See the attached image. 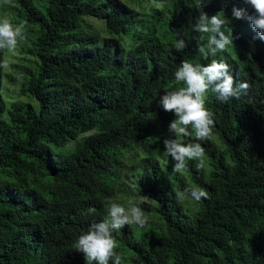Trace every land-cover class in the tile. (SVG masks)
<instances>
[{
	"label": "trees",
	"instance_id": "1",
	"mask_svg": "<svg viewBox=\"0 0 264 264\" xmlns=\"http://www.w3.org/2000/svg\"><path fill=\"white\" fill-rule=\"evenodd\" d=\"M134 1L14 0L33 65L18 88L28 100L5 103L0 93V264H85L75 241L107 216L122 155L137 150L146 156L135 194L161 224L113 233L130 264H264V41L232 16L242 0H206L202 9L196 0ZM199 11L230 21L234 47L215 58L249 90L227 103L206 94L216 140L201 142L207 167L187 161L186 181L152 151L171 117L159 98L176 87L175 69L185 59L208 63L198 52L207 35L193 29ZM89 16L107 36L86 27ZM189 185L209 198L178 202L175 190Z\"/></svg>",
	"mask_w": 264,
	"mask_h": 264
},
{
	"label": "clouds",
	"instance_id": "2",
	"mask_svg": "<svg viewBox=\"0 0 264 264\" xmlns=\"http://www.w3.org/2000/svg\"><path fill=\"white\" fill-rule=\"evenodd\" d=\"M7 4L10 0H4ZM245 7L232 8L235 19H246L256 31L257 38L264 41V0H242ZM206 0H196L198 8H203ZM251 9V11L249 10ZM230 21L220 12L209 16L199 11L193 29L206 34V42L198 45V52L206 64L181 60L174 71L176 87L166 90L159 98L164 111L173 113L174 118L167 125L170 134L163 139L164 151L174 162L172 171L182 173L187 161H197L196 168L205 166L203 141L210 139L215 127V114L206 107V94L211 91L217 101L227 103L230 99H240L249 90L246 79L234 80L228 63L215 57L233 46ZM28 39L26 22L14 24L9 18L0 17V50L15 53L18 45ZM186 47L183 38L174 43L176 51ZM10 67L8 59L0 61V68ZM240 71H243L241 69ZM239 75V73H237ZM178 202L188 200L200 202L208 199L209 194L199 186L189 185L183 190H175ZM143 199H128L127 207L109 198L106 201L107 216L98 222H92L86 231L76 239L74 249L81 252L85 264H121L123 257L117 252V241L113 235L125 225L145 228L149 217L145 214ZM90 209L89 214H94Z\"/></svg>",
	"mask_w": 264,
	"mask_h": 264
},
{
	"label": "rangeland",
	"instance_id": "3",
	"mask_svg": "<svg viewBox=\"0 0 264 264\" xmlns=\"http://www.w3.org/2000/svg\"><path fill=\"white\" fill-rule=\"evenodd\" d=\"M127 2L129 5L134 7L137 6L134 0H123ZM15 2L14 0H10L9 3H5L4 0H0V17L9 18L14 24L22 23V20L16 16L14 11ZM86 27L93 32H96L99 36H107L108 33L104 27L103 21L101 19L95 17H84L83 18ZM27 30V28H26ZM21 43L18 45L17 51L15 53H8L6 50H3L2 61L4 59H8L10 62V67L7 69L1 68V78H0V93L3 101L5 103L11 101H25L27 98L23 97L18 93L19 84L22 79V69L25 67H30L33 65L32 56L24 52L21 48ZM30 101V100H29ZM174 118L173 113H171L170 120ZM169 120V121H170ZM169 123V122H168ZM89 132L83 133L80 136L86 135ZM170 134L167 132V127L163 129L158 143L152 151V155L157 159L159 164L166 163L168 160V156L164 151L163 139ZM211 140H216L215 136L212 135ZM74 141H70L64 147L68 149L72 146ZM146 153L140 152L137 150L136 152H126L122 155V161L119 165L118 171L115 173L114 184H113V197L111 199L115 200L118 203H121L125 207H127L126 201L128 199H143L145 202L142 204V208L144 206H148V208H143L145 214L149 217L148 225L145 228H140L136 225H127L131 228L133 235H140L144 233L149 228L160 225L161 220L157 213L153 209V203L145 199L141 196L135 194L136 183H137V175L142 167L143 159L145 158ZM204 161L206 164V160L204 157ZM172 166L170 168L172 170ZM207 167V164L205 165ZM181 174L186 181L188 180V175L185 170H183ZM170 181V180H169ZM183 204L188 206V208H192L194 206V201L190 198L188 200L182 201ZM118 248L117 252L123 257L122 261L124 264H130L129 261V253L123 249V247L117 242Z\"/></svg>",
	"mask_w": 264,
	"mask_h": 264
}]
</instances>
